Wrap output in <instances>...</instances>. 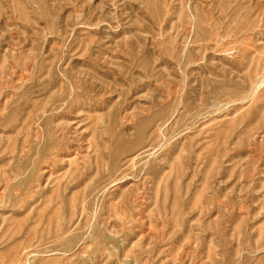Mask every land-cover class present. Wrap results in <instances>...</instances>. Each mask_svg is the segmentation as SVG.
Returning <instances> with one entry per match:
<instances>
[{
    "label": "rangeland",
    "instance_id": "obj_1",
    "mask_svg": "<svg viewBox=\"0 0 264 264\" xmlns=\"http://www.w3.org/2000/svg\"><path fill=\"white\" fill-rule=\"evenodd\" d=\"M0 264H264V0H0Z\"/></svg>",
    "mask_w": 264,
    "mask_h": 264
}]
</instances>
